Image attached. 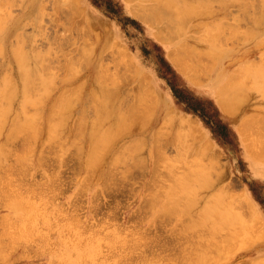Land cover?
<instances>
[{"label":"rangeland","instance_id":"1","mask_svg":"<svg viewBox=\"0 0 264 264\" xmlns=\"http://www.w3.org/2000/svg\"><path fill=\"white\" fill-rule=\"evenodd\" d=\"M164 1L0 0V264H264V0Z\"/></svg>","mask_w":264,"mask_h":264},{"label":"bare ground","instance_id":"2","mask_svg":"<svg viewBox=\"0 0 264 264\" xmlns=\"http://www.w3.org/2000/svg\"><path fill=\"white\" fill-rule=\"evenodd\" d=\"M167 1V0H166ZM166 1H164V4L162 5L161 3L159 4L161 7L163 6V8H164V5L166 4V5H170L171 4V2H166ZM171 1V0H170ZM158 2V1H157ZM156 2V3H157ZM180 2V1H179ZM159 3V2H158ZM173 3V2H172ZM174 3H176V2H174ZM179 4V3H178ZM209 4V3H208ZM152 5H154V4H152ZM159 5H157V7H159ZM175 5V4H174ZM171 6H172V4H171ZM149 7V6H148ZM166 7V6H165ZM175 8V7H177V5H175V6H172L171 8ZM180 7H181V5H180ZM167 8V7H166ZM170 8V7H169ZM173 8V9H174ZM160 9V8H159ZM177 8H175L174 10H176ZM149 10V9H148ZM155 10V9H154ZM178 10V9H177ZM177 10L175 11V12H177ZM187 10V9H186ZM132 11V10H131ZM182 11V10H181ZM151 12L153 13L154 11L152 10H150V12H149V14L151 15ZM157 12V11H156ZM156 12H154V13H156ZM185 10H184V13H183V15L185 14ZM177 13H179V16H181L180 15V13L181 12H179V10H178V12ZM187 13H189V12H187ZM146 16L148 15V13H146L145 14ZM153 15V14H152ZM155 15V14H154ZM154 15H153V17H154ZM156 15H159V17H161V18H163V19H165V17L166 18H168L167 19V21L169 20L170 22H172L171 20H173L172 18H171V20L169 19V17H168V15L166 14H162L161 16H160V14L158 13V14H156ZM155 15V16H156ZM163 16V17H162ZM185 17L187 16L186 14L184 15ZM260 16V15H259ZM136 17V16H135ZM149 18H147L148 20L150 19L151 21H152V18H150L151 16H148ZM158 16H157V18H155L154 17V19H156V21H159L158 20V18H159ZM171 17V16H170ZM188 17V16H187ZM138 18V17H137ZM260 18V17H259ZM144 20L143 18H140V20ZM147 19H145V20H147ZM153 19V21L152 22H154L155 20ZM144 20V21H145ZM149 20V21H150ZM166 20V19H165ZM181 20H183V19H181ZM187 20V19H186ZM166 21V22H167ZM174 22H172V25H175V23L177 24L178 23V26L180 25V26H182L181 24H179V23H181V22H179L178 20H176V19H174L173 20ZM176 21H178V22H176ZM161 21H159V23H160ZM170 22H168V23H170ZM183 23V22H182ZM156 24H157V22H156ZM162 24V23H161ZM163 25V24H162ZM164 26V25H163ZM171 31H172V29H171ZM175 31V30H174ZM214 34V36L216 35V33H213ZM213 34H210L211 36L213 35ZM210 35H208V36H210ZM174 37H175V35H174ZM218 39V40H217ZM111 40V39H110ZM215 40H217L218 42H219V36H216V38H215ZM183 45V44H182ZM187 48V47H186ZM17 48H15V50H16ZM190 50V49H189ZM192 51V50H191ZM221 52V51H220ZM14 53V52H13ZM19 53V52H18ZM195 53H197V52H195ZM212 53H215V52H212ZM120 55H123L122 53H119ZM183 53H182V48L181 47H179V46H177V47H175V49H174V51L173 52H170L169 53V55H168V57L170 58V61L172 62V64L180 71V72H183V66L180 64V62H181V60H185L183 57H182V59L181 60H179L180 59V55H182ZM191 55V54H190ZM197 55V54H196ZM214 55V54H213ZM20 56V55H19ZM126 55H123V57H125ZM184 57L185 56H187V58L190 60V59H192L193 57H192V55H191V58H190V56L187 54H185V55H183ZM194 56V55H193ZM209 56V55H208ZM38 57V56H37ZM37 57H36V59H37ZM119 57V56H118ZM121 57V56H120ZM119 57V58H120ZM201 56H199L198 58H200ZM186 58V57H185ZM186 58V59H187ZM197 58V56H194V60H197L196 59ZM123 59V58H122ZM122 59H120V61L122 60ZM24 60V59H23ZM125 60V59H124ZM123 60V61H124ZM191 61V60H190ZM198 61H200V59L198 60ZM260 61V60H259ZM37 63V62H36ZM200 63H201V61H200ZM203 63V62H202ZM202 63L200 64L201 66H203L202 65ZM38 64V63H37ZM206 65H208V64H206ZM205 65V66H206ZM213 65V64H212ZM188 67V66H187ZM186 67V68H187ZM190 67V66H189ZM203 68H204V66H203ZM258 69H260V67L258 68ZM184 70H187V69H184ZM201 70H202V67H201ZM246 70V69H245ZM263 71V70H262ZM246 72V71H245ZM196 73V72H195ZM30 74V73H29ZM186 75H188V74H186ZM234 76V75H233ZM232 75H231V77H233ZM254 77V76H253ZM141 79V78H140ZM188 79L189 80H191L192 82H194L195 81V79L196 80H199L200 81V78L199 77H195V76H190V75H188ZM236 79H239V78H236ZM260 79V78H259ZM250 80V79H249ZM257 80V78L255 79V81ZM238 81V80H237ZM252 81V80H251ZM259 81V80H258ZM262 81H264V80H262ZM11 82V81H10ZM26 82V81H25ZM254 82V81H253ZM262 85V84H261ZM264 85V84H263ZM43 86V85H42ZM41 86V87H42ZM225 86V87H224ZM224 86H221V89L220 88H217L218 90L216 91V93H215V98H216V102H217V104H218V106L220 107V109H221V111L225 114V115H227V116H229V117H231V116H234L235 114V112L236 111H234V109H233V107L234 106H232V105H228V103L230 104L231 102L233 103V101L230 99V98H228V100L226 99V98H224V96L226 95L227 96V94H225V92L227 93L228 92V96L230 97V93H231V89H232V82H230V80H229V82H228V84L227 85H224ZM259 86V85H258ZM17 87V86H16ZM260 87V86H259ZM263 87V86H262ZM38 88V87H37ZM264 88V87H263ZM43 89V88H42ZM38 90V89H37ZM233 91H234V89H232ZM236 90V89H235ZM238 90V89H237ZM2 91V90H1ZM9 92V91H8ZM8 92H7V95H8ZM25 92V91H24ZM235 92V91H234ZM239 92V91H238ZM237 92V93H238ZM5 93H6V90H5ZM5 93H4V95H5ZM236 93V94H237ZM241 93V92H240ZM239 93V94H240ZM243 93V92H242ZM238 94V95H239ZM16 95V94H15ZM237 95V96H238ZM263 95V94H262ZM240 96V95H239ZM1 98V97H0ZM9 98V97H8ZM14 98V97H13ZM236 98V97H235ZM243 98V97H242ZM8 100V99H7ZM40 100V99H39ZM59 100V99H58ZM71 100V99H70ZM237 100H238V98H237ZM9 101V100H8ZM25 102V101H24ZM23 102V103H24ZM28 102V101H27ZM241 102V101H240ZM239 102V103H240ZM29 103V102H28ZM33 104V103H32ZM4 105V104H3ZM100 105V104H99ZM12 106V105H11ZM23 107V106H22ZM31 107V106H30ZM62 107V106H61ZM61 107H60V109H61ZM25 108H26V106H25ZM2 110H3V108H2ZM26 110V109H25ZM260 110V109H259ZM21 111V110H20ZM23 111V110H22ZM238 111V110H237ZM259 113V112H258ZM23 114V113H22ZM29 114V113H28ZM100 114V113H99ZM256 114V113H255ZM255 116V115H254ZM7 117V116H6ZM256 117V116H255ZM81 118V117H80ZM19 120V119H18ZM24 120V119H23ZM81 120H82V118H81ZM20 121V120H19ZM19 121H17V122H19ZM59 121V120H58ZM61 121V120H60ZM128 121V120H127ZM262 122H264V121H262ZM59 123V122H58ZM80 123L82 124V121H80ZM124 123V122H123ZM253 123H255V122H253ZM253 123L251 124V126H249V124H250V121H249V119L246 121V120H244L241 124H240V126H239V131L240 132H242L243 133V135L245 136V137H247L248 138V135L251 133V137H252V135H254L255 134V131H254V129H253V132L251 131L250 133H247V131H248V129L250 130H252V128H253ZM178 124L180 125V126H182V127H184L185 128V130L187 131V133L189 134V135H196V139L197 140H199L202 136H201V132H200V129L196 126V124H194V122H192V121H190L189 119H185V118H181L179 121H178ZM48 125V124H47ZM13 126V125H12ZM34 126V125H33ZM261 126V125H260ZM259 126V127H260ZM17 127V126H16ZM27 127H29V125H27ZM76 127H77V125H76ZM78 127H80V126H78ZM250 127V128H249ZM53 129V128H52ZM261 129H262V126H261ZM24 130V129H23ZM26 130H27V128H26ZM255 130H257V129H255ZM16 131V130H15ZM29 131V130H28ZM28 131H26V133L28 132ZM32 131V130H31ZM30 131V132H31ZM93 131V130H92ZM259 131H260V128H259ZM259 131H257V134H258V132ZM249 132V131H248ZM25 133V134H26ZM31 133H33V132H31ZM99 133V132H98ZM253 133V134H252ZM10 134V133H9ZM11 134H12V132H11ZM28 134V133H27ZM35 134H36V131H35ZM35 134H33V135H35ZM100 134V133H99ZM247 136H246V135ZM257 134H255L256 136H258ZM261 134H262V132H261ZM264 134V133H263ZM260 135V132H259V135L263 138V136L264 135ZM32 135V136H33ZM49 135V134H48ZM29 136V135H28ZM28 136H27V138H28ZM31 136V137H32ZM95 136V135H94ZM243 136V137H244ZM260 136H258V139L260 138ZM10 137H13L12 135H10ZM34 137V136H33ZM36 137V136H35ZM34 137V138H35ZM91 137V136H90ZM90 137H88V139L90 138ZM191 137V136H190ZM25 138V137H24ZM249 138H250V136H249ZM9 139V138H8ZM13 139V138H12ZM30 139V138H29ZM33 139V138H32ZM202 139V138H201ZM252 138H250L249 139V141L251 142V144L252 145H255V143H256V145L255 146H258V145H261V143L263 142V144H264V141H262V142H260L261 141V139H259L260 141H258V143L260 142V144H257V142L255 141V143H254V140H251ZM91 140V139H90ZM244 140H246V142H247V139H244ZM49 141H50V138H49ZM48 141V142H49ZM109 141H110V139H109ZM108 141V142H109ZM27 141H25V143H26ZM54 142V141H53ZM90 142V141H89ZM114 142V141H113ZM112 142V143H113ZM50 143V142H49ZM101 143V142H100ZM27 144V143H26ZM51 144V143H50ZM55 144H56V141H55ZM108 144V143H107ZM106 144V145H107ZM262 144V145H263ZM7 145H9V141H8V144ZM60 145H62V143L60 144ZM97 145V144H96ZM248 145V144H247ZM154 146V145H153ZM97 147V146H96ZM263 147H264V145H263ZM100 148V147H99ZM110 147H108V149H109ZM208 144H204L203 145V149H204V151H208ZM98 149V148H97ZM101 149V148H100ZM107 149V148H106ZM108 149L106 150V151H108ZM3 150V149H2ZM24 150H26V149H24ZM4 151V150H3ZM97 151V150H96ZM204 151H202V153H204ZM6 152V151H5ZM18 152V151H17ZM21 152V151H20ZM23 152H25V151H23ZM104 152V151H103ZM153 152H154V150H153ZM250 152V151H249ZM251 154V156H252V158H254V159H256L257 161H261V160H263L264 159V155H262V154H254L253 152H250ZM18 155V154H17ZM95 155V154H94ZM215 155V154H214ZM3 156V155H2ZM19 156H20V154H19ZM18 156V157H19ZM100 156V155H99ZM121 156V155H120ZM23 157V156H22ZM20 158V157H19ZM24 158V157H23ZM99 158H101V157H99ZM93 161H95V158L93 157ZM19 160H21V159H19ZM24 160V159H23ZM92 160H91V163L90 164H92V162H93ZM264 161V160H263ZM90 162V161H89ZM23 163V162H22ZM1 166V165H0ZM7 167V166H6ZM4 168V167H3ZM8 168V167H7ZM29 168H30V166H29ZM6 169V168H5ZM21 169V168H20ZM7 170L8 169H6V173H7ZM10 170V169H9ZM8 170V171H9ZM21 171V170H20ZM24 171V170H23ZM29 171V170H28ZM27 171V172H28ZM5 172V171H4ZM22 172V171H21ZM218 177V176H217ZM216 177V178H217ZM178 183V182H177ZM179 184V183H178ZM16 190V189H15ZM14 190V191H15ZM179 190V189H178ZM183 193V192H182ZM181 194V193H180ZM16 195V194H15ZM18 197V196H17ZM30 197V196H29ZM13 198H14V196H13ZM22 198V197H21ZM25 198V197H24ZM31 198V197H30ZM19 199V198H18ZM32 199V198H31ZM167 199V198H166ZM15 200V199H14ZM17 200V199H16ZM26 200V199H25ZM149 200V199H148ZM147 200V201H148ZM22 201V200H21ZM29 201V200H28ZM24 202V201H23ZM153 202V201H152ZM151 202V203H152ZM26 204V203H25ZM27 204H29L28 202H27ZM30 205V204H29ZM150 205V203L148 202V206ZM15 206V205H14ZM17 206V208L19 209L20 208V206H21V208L20 209H22V205H19V204H17L16 205ZM16 206H15V208H16ZM152 206H153V204H152ZM29 208V207H28ZM26 211V210H25ZM29 212H30V210H29ZM158 214V213H157ZM160 215V214H159ZM157 216V215H156ZM155 216V217H156ZM154 219H156V218H154ZM211 219V218H210ZM207 220H209V219H207ZM210 221V220H209ZM206 222H208V221H206ZM213 222V221H212ZM206 226H207V224H206ZM201 228V227H200ZM204 228V227H203ZM207 228V227H206ZM197 229H199V228H197ZM173 230H174V228H173ZM172 230V231H173ZM177 230H178V228H177ZM181 230V229H180ZM175 231H176V228H175ZM175 231H173V232H171V233H174ZM208 232H210V230L208 231ZM178 233H179V231H178ZM204 233V232H203ZM198 234V233H197ZM179 235H180V233H179ZM195 235H196V233H195ZM113 237H115V236H113ZM179 237V236H178ZM181 238V237H180ZM110 238H108L107 240H109ZM113 240V239H112ZM111 240V241H112ZM179 240V239H178ZM62 241V240H61ZM111 243V242H110ZM113 243V242H112ZM76 246H78V245H76ZM95 247V246H94ZM179 247H180V245H179ZM182 247V246H181ZM180 247V248H181ZM151 260V259H150ZM142 261H144V260H142Z\"/></svg>","mask_w":264,"mask_h":264},{"label":"crops","instance_id":"3","mask_svg":"<svg viewBox=\"0 0 264 264\" xmlns=\"http://www.w3.org/2000/svg\"><path fill=\"white\" fill-rule=\"evenodd\" d=\"M171 51H173V49L166 48V58H167V60L170 62V64H171V61H170L169 58L167 57V54L170 53ZM171 65H172V64H171ZM236 131H238V124H237V127H236Z\"/></svg>","mask_w":264,"mask_h":264}]
</instances>
